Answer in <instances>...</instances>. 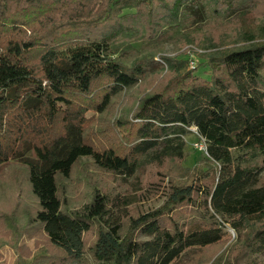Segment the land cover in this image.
<instances>
[{"label": "trees", "instance_id": "16d2710c", "mask_svg": "<svg viewBox=\"0 0 264 264\" xmlns=\"http://www.w3.org/2000/svg\"><path fill=\"white\" fill-rule=\"evenodd\" d=\"M259 12L264 0H0V170L26 182L0 224L40 232L13 264H177L191 250L208 264L227 226L232 264L264 253V41L205 55L208 78L134 46L205 24L208 47H228ZM138 88L130 117L107 120ZM192 128L207 150L186 168ZM84 159L109 180L89 176L90 201L70 209L64 182Z\"/></svg>", "mask_w": 264, "mask_h": 264}, {"label": "rangeland", "instance_id": "374dc122", "mask_svg": "<svg viewBox=\"0 0 264 264\" xmlns=\"http://www.w3.org/2000/svg\"><path fill=\"white\" fill-rule=\"evenodd\" d=\"M235 11V15H237ZM242 15L245 12L241 11ZM239 15V14H238ZM263 13H257L255 16L249 15L244 19V23L239 25L235 35L232 34V40H226L229 44L228 47L211 48L208 47L207 39L209 36L208 26L205 24H184L175 30H165L168 31V36L160 38L159 40L149 43V44H135V48L139 51L142 56L151 57L154 64L159 62L162 64L161 57L165 56L176 60L177 62L184 61L185 70L197 69V74L208 78L206 74L207 59L205 55L212 53L215 50H222L224 48H229L235 46V48H240L249 44L260 43L264 41V20ZM237 28V27H235ZM236 31V30H235ZM250 34L255 37V39L249 40L247 37ZM201 41L200 47H196L194 42ZM155 69L159 71L160 67L157 65ZM167 67H165V70ZM167 71V70H166ZM264 77V72L262 73ZM157 84V83H156ZM156 84L154 87H156ZM152 87V89L154 88ZM139 88L133 90L131 93L122 96L115 100L114 107L110 111L106 119L117 120L120 117H130L131 107H135L137 102L134 97L138 96ZM150 90L147 92L149 93ZM103 123V119L100 121ZM191 132L185 137L186 142V161L184 166L186 168H193L197 166L202 159L206 156L204 151H199L195 147L200 139L197 134V130L192 128ZM24 173L19 170L17 166L4 167L0 170V214L13 209L18 201H16V196L19 193L18 186L23 190L26 188V182L24 181ZM89 176H95L97 179L109 180L108 176L97 170L90 159H84L75 168L74 173L70 180L65 181V201L68 208H80L84 204L90 201L92 192V182ZM121 185L125 182L119 181ZM25 191V190H24ZM22 194V193H21ZM21 195L19 196L20 200ZM22 198V197H21ZM22 205L29 204L28 199H21ZM26 219H19L17 222L10 220L9 225L0 224V249L2 252V259L0 264H13L15 257H17L16 250L14 247L22 246L23 244H31V240L35 237L40 236V232L33 230L32 228L26 229ZM12 229H17L19 231H12ZM226 236L229 239L225 249L220 252L210 263L208 264H232L227 259V250L231 246L237 236L235 231L229 226L225 230ZM140 240H146L148 238L140 236ZM201 252L197 250H191L185 253L177 264H197L200 259ZM248 261L250 264H264V253H251L248 256ZM79 264V263H75ZM80 264H94L93 261H87Z\"/></svg>", "mask_w": 264, "mask_h": 264}, {"label": "built area", "instance_id": "2783aa9c", "mask_svg": "<svg viewBox=\"0 0 264 264\" xmlns=\"http://www.w3.org/2000/svg\"><path fill=\"white\" fill-rule=\"evenodd\" d=\"M200 139V138H199ZM195 147L197 150L199 151H204L206 152V144L205 141L203 139H200L197 143H195Z\"/></svg>", "mask_w": 264, "mask_h": 264}]
</instances>
